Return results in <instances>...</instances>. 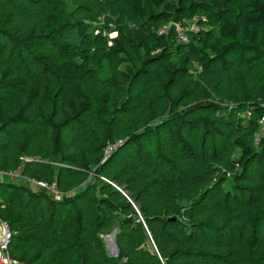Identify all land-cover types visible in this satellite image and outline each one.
<instances>
[{"label":"trees","instance_id":"trees-1","mask_svg":"<svg viewBox=\"0 0 264 264\" xmlns=\"http://www.w3.org/2000/svg\"><path fill=\"white\" fill-rule=\"evenodd\" d=\"M263 120L264 0H0V170L64 194L0 182L23 264H264Z\"/></svg>","mask_w":264,"mask_h":264},{"label":"built area","instance_id":"built-area-1","mask_svg":"<svg viewBox=\"0 0 264 264\" xmlns=\"http://www.w3.org/2000/svg\"><path fill=\"white\" fill-rule=\"evenodd\" d=\"M172 28H175L177 38L181 42H187L190 33H197L200 30L199 23L196 19L188 22L185 26L181 24H169L165 26L160 34L168 33ZM112 43H110L111 45ZM264 123V120L262 121ZM113 152V147H109L107 155ZM22 161L31 162L33 159L28 157L21 158ZM9 181L17 182L24 181L32 188L47 191L56 198H61L64 194L58 189L56 183L49 184L45 181L33 179L24 174L23 169L17 170H0V182ZM12 240V232L9 225L0 218V264H23L22 262L15 260L11 257L9 246Z\"/></svg>","mask_w":264,"mask_h":264},{"label":"rangeland","instance_id":"rangeland-1","mask_svg":"<svg viewBox=\"0 0 264 264\" xmlns=\"http://www.w3.org/2000/svg\"><path fill=\"white\" fill-rule=\"evenodd\" d=\"M112 37H115L116 35L115 34H111ZM113 234L115 235L116 234V231H113L112 233L110 234H107V235H104V240L106 242V245H107V248H108V252L111 254V255H117L116 253V247L114 245V240L111 239V237L113 236Z\"/></svg>","mask_w":264,"mask_h":264},{"label":"water","instance_id":"water-1","mask_svg":"<svg viewBox=\"0 0 264 264\" xmlns=\"http://www.w3.org/2000/svg\"><path fill=\"white\" fill-rule=\"evenodd\" d=\"M113 239H114V245H115V247H116V249H117V245H116V242H115V235L113 234ZM116 253H117V255H118V249L116 250ZM117 255H113V256H117Z\"/></svg>","mask_w":264,"mask_h":264},{"label":"bare ground","instance_id":"bare-ground-1","mask_svg":"<svg viewBox=\"0 0 264 264\" xmlns=\"http://www.w3.org/2000/svg\"><path fill=\"white\" fill-rule=\"evenodd\" d=\"M111 239H113V237H111ZM114 240V239H113Z\"/></svg>","mask_w":264,"mask_h":264}]
</instances>
